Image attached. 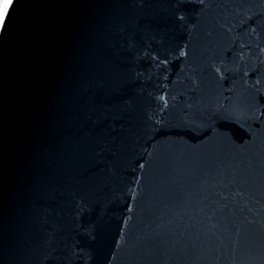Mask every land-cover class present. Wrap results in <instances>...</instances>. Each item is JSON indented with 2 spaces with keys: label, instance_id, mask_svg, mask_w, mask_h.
I'll return each mask as SVG.
<instances>
[{
  "label": "water",
  "instance_id": "obj_1",
  "mask_svg": "<svg viewBox=\"0 0 264 264\" xmlns=\"http://www.w3.org/2000/svg\"><path fill=\"white\" fill-rule=\"evenodd\" d=\"M179 7L18 0L0 264H264V0Z\"/></svg>",
  "mask_w": 264,
  "mask_h": 264
},
{
  "label": "snow or ice",
  "instance_id": "obj_2",
  "mask_svg": "<svg viewBox=\"0 0 264 264\" xmlns=\"http://www.w3.org/2000/svg\"><path fill=\"white\" fill-rule=\"evenodd\" d=\"M180 2L181 0H177L176 16L178 19H183L184 14L183 9L179 7ZM17 3L18 0H0V32L5 31L10 25ZM181 54L183 55V52H181ZM163 63H167V61ZM217 71H219V69H217Z\"/></svg>",
  "mask_w": 264,
  "mask_h": 264
}]
</instances>
